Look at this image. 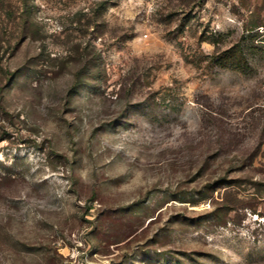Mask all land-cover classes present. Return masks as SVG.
<instances>
[{
	"label": "rangeland",
	"instance_id": "rangeland-1",
	"mask_svg": "<svg viewBox=\"0 0 264 264\" xmlns=\"http://www.w3.org/2000/svg\"><path fill=\"white\" fill-rule=\"evenodd\" d=\"M0 264H264V0H0Z\"/></svg>",
	"mask_w": 264,
	"mask_h": 264
},
{
	"label": "trees",
	"instance_id": "trees-1",
	"mask_svg": "<svg viewBox=\"0 0 264 264\" xmlns=\"http://www.w3.org/2000/svg\"><path fill=\"white\" fill-rule=\"evenodd\" d=\"M252 28H250L251 30ZM227 65L232 66H239V67H247L248 62L243 55V51L240 46H231L228 47L225 52L224 56L221 59ZM234 64V65H233Z\"/></svg>",
	"mask_w": 264,
	"mask_h": 264
}]
</instances>
